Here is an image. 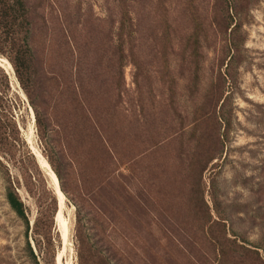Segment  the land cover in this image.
<instances>
[{
	"label": "rangeland",
	"instance_id": "374dc122",
	"mask_svg": "<svg viewBox=\"0 0 264 264\" xmlns=\"http://www.w3.org/2000/svg\"><path fill=\"white\" fill-rule=\"evenodd\" d=\"M28 3L23 85L0 53V264H217L207 228L219 264L263 262L264 0Z\"/></svg>",
	"mask_w": 264,
	"mask_h": 264
},
{
	"label": "trees",
	"instance_id": "16d2710c",
	"mask_svg": "<svg viewBox=\"0 0 264 264\" xmlns=\"http://www.w3.org/2000/svg\"><path fill=\"white\" fill-rule=\"evenodd\" d=\"M120 3V11L122 10ZM32 8L28 0H0V53L8 57L12 64L19 82L23 85L28 77V71L33 67L35 59V49L32 41ZM118 25L117 38L121 39L125 23V13L122 11ZM132 32V31H131ZM97 125V121L95 122ZM99 130L100 142L107 143V137L101 129ZM55 174L58 176L57 172ZM5 198L10 208L21 218H25L23 205L15 191L6 188ZM206 235L208 241L213 246L214 259L217 264L221 263V258L233 253V250H225L220 238L212 237L211 230L207 228ZM258 254V253H257ZM260 264H264L261 262Z\"/></svg>",
	"mask_w": 264,
	"mask_h": 264
},
{
	"label": "bare ground",
	"instance_id": "6f19581e",
	"mask_svg": "<svg viewBox=\"0 0 264 264\" xmlns=\"http://www.w3.org/2000/svg\"><path fill=\"white\" fill-rule=\"evenodd\" d=\"M0 65L3 66L5 69H7L9 71V69H11L10 64L5 61L0 59ZM36 157L38 158L39 162L42 164L43 168L47 171L48 175L51 177V179L53 180L54 183V190L57 192L58 194V198H59V202H60V207L62 205V199L63 196L60 194L59 190H58V185L57 182L55 180V177L52 175V173L50 172V170L48 169V166L46 165V163L44 162L43 158L41 157L40 153L38 151H36L35 153ZM64 205V204H63ZM63 209V208H62ZM58 220L63 228V233L66 231V226H65V222L64 219L61 218V215L58 216Z\"/></svg>",
	"mask_w": 264,
	"mask_h": 264
}]
</instances>
